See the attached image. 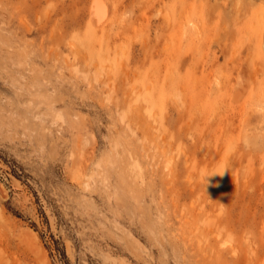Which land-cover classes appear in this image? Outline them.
<instances>
[{
  "label": "rangeland",
  "instance_id": "rangeland-1",
  "mask_svg": "<svg viewBox=\"0 0 264 264\" xmlns=\"http://www.w3.org/2000/svg\"><path fill=\"white\" fill-rule=\"evenodd\" d=\"M103 1L0 0V264H264V0Z\"/></svg>",
  "mask_w": 264,
  "mask_h": 264
},
{
  "label": "bare ground",
  "instance_id": "bare-ground-1",
  "mask_svg": "<svg viewBox=\"0 0 264 264\" xmlns=\"http://www.w3.org/2000/svg\"><path fill=\"white\" fill-rule=\"evenodd\" d=\"M93 2H92V5H91V11H90V13H91V19H92V22L93 23H95V24H97V25H101L103 22H105L106 21V19L108 18V16H109V13L110 12H108V8H107V3H105V1H103V0H92ZM216 4V3H215ZM160 6H158V8H159ZM215 7V6H214ZM213 9V8H212ZM249 10V9H248ZM160 11V10H159ZM179 11V10H178ZM161 12H163L162 10H161ZM213 12V11H212ZM165 13V12H164ZM224 13V12H223ZM248 13V12H247ZM262 13V12H261ZM161 14V13H160ZM179 14V13H178ZM166 16V15H165ZM163 17V16H162ZM168 18V17H167ZM225 18V17H224ZM223 18V19H224ZM168 21V20H167ZM196 21V20H195ZM196 22H198V21H196ZM168 23V22H167ZM190 24V23H189ZM188 25V24H187ZM191 26V25H190ZM188 28V27H187ZM192 29V28H191ZM196 29V28H195ZM225 30V29H224ZM198 33V32H197ZM230 33H233V31L232 32H230ZM229 33V34H230ZM183 35H184V33H183ZM185 35H186V33H185ZM157 37H158V35H157ZM184 37H187V36H184ZM231 38H232V36H231ZM199 39V38H198ZM232 40V39H231ZM223 44V43H222ZM165 45V44H164ZM169 45V44H168ZM220 45V44H219ZM235 48H236V46H235ZM233 49V48H232ZM234 50V49H233ZM234 53V52H233ZM225 54V53H224ZM232 56V55H231ZM235 57V56H234ZM218 78V77H217ZM218 87H219V85H218ZM133 96V95H132ZM176 98V97H175ZM175 100V99H174ZM179 102V101H178ZM180 105V104H179ZM132 107H133V104H132ZM132 110V109H131ZM145 114V113H144ZM263 115V114H262ZM136 116V115H135ZM142 118V117H141ZM143 119V118H142ZM143 121H145V120H143ZM142 121V122H143ZM142 122H140L141 124H142ZM149 124H151V123H149ZM147 125H148V122H147ZM150 127V126H149ZM148 128V127H147ZM150 129V128H149ZM151 131V130H150ZM153 131V130H152ZM147 132V131H146ZM153 133V132H152ZM164 147V146H163ZM166 147V146H165ZM162 151V150H161ZM165 156V155H164ZM168 156V155H167ZM169 158V157H168ZM169 161V160H168ZM168 165V164H167Z\"/></svg>",
  "mask_w": 264,
  "mask_h": 264
},
{
  "label": "clouds",
  "instance_id": "clouds-1",
  "mask_svg": "<svg viewBox=\"0 0 264 264\" xmlns=\"http://www.w3.org/2000/svg\"><path fill=\"white\" fill-rule=\"evenodd\" d=\"M220 174H223V172H221Z\"/></svg>",
  "mask_w": 264,
  "mask_h": 264
}]
</instances>
